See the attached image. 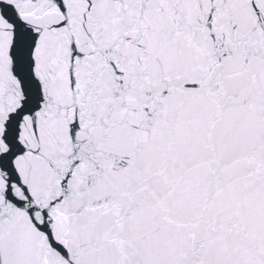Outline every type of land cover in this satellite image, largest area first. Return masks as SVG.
Listing matches in <instances>:
<instances>
[{
  "label": "snow or ice",
  "instance_id": "6c2138e0",
  "mask_svg": "<svg viewBox=\"0 0 264 264\" xmlns=\"http://www.w3.org/2000/svg\"><path fill=\"white\" fill-rule=\"evenodd\" d=\"M0 264H264V0H0Z\"/></svg>",
  "mask_w": 264,
  "mask_h": 264
}]
</instances>
